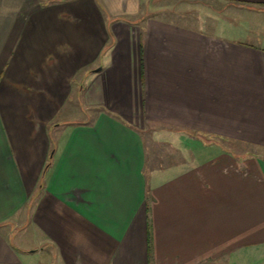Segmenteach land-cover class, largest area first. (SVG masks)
Listing matches in <instances>:
<instances>
[{"label":"crops","instance_id":"obj_1","mask_svg":"<svg viewBox=\"0 0 264 264\" xmlns=\"http://www.w3.org/2000/svg\"><path fill=\"white\" fill-rule=\"evenodd\" d=\"M251 36L264 0H0V264H264Z\"/></svg>","mask_w":264,"mask_h":264},{"label":"rangeland","instance_id":"obj_2","mask_svg":"<svg viewBox=\"0 0 264 264\" xmlns=\"http://www.w3.org/2000/svg\"><path fill=\"white\" fill-rule=\"evenodd\" d=\"M261 33H263V32H261ZM260 33V34H261ZM261 36H262V34H261ZM252 37V36H251ZM253 39H254V37H252ZM260 38V37H259ZM258 42V43H264L263 41H259L258 39H254V42ZM150 141H151V139H150ZM150 145H151V149L150 150H152V152H154L155 151V153H157V150L159 149V152L161 153V152H164L166 149H167V146H168V143L167 142H165V141H162L161 140V142L160 143H158V142H156L155 140H154V142L153 141H151V143H150Z\"/></svg>","mask_w":264,"mask_h":264}]
</instances>
